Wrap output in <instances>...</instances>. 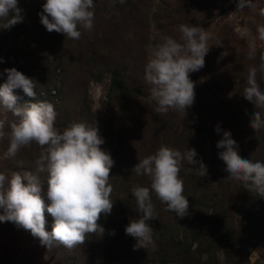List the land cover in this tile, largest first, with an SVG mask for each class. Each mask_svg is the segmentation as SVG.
Instances as JSON below:
<instances>
[{
	"label": "rangeland",
	"instance_id": "rangeland-1",
	"mask_svg": "<svg viewBox=\"0 0 264 264\" xmlns=\"http://www.w3.org/2000/svg\"><path fill=\"white\" fill-rule=\"evenodd\" d=\"M44 3L18 0L22 22L0 29V85L7 79L5 69L15 68L33 79L36 95L28 97L15 89L17 104L23 105L26 98L28 103L42 102L49 95L47 102L54 105L55 127L60 131L71 123L94 125L96 121L105 141L101 147L114 161L110 183L115 201L111 214L102 215L98 224L112 228L114 239L125 235L130 220L139 218L133 187H150V178L132 173V168L162 145L181 153L194 149V159L208 161L210 147L216 151L223 132L230 131L241 158L264 163V127L257 131L250 127L254 113L260 111L264 119V110L242 96L248 70L259 63V53L264 51L257 40V58L249 59L251 36L264 23L260 16L264 0H94V27L81 29L79 40L49 33L43 27L38 14ZM181 24L201 27L210 35L204 67L190 74L196 85L195 100L185 117L171 109L167 114L156 113L144 71L150 48L164 36L179 41ZM114 77L124 88L110 87ZM0 119L6 121L7 132L8 123L16 118L0 107ZM8 147L7 136L0 138V174L10 177L25 166L35 171L41 151L36 144L21 148L14 157L6 156ZM198 166L182 162L179 173L183 195L189 201L187 216L179 218L165 211L153 192L157 215L148 223L155 248H135L132 238L130 247L134 249L130 256L124 255V264H264V235L255 237L252 250L244 253L243 241H227L210 221L216 218L231 223L230 234L248 236L239 225L245 226L251 217L257 218L255 224L262 222L264 199L250 206L247 192L237 188L241 181L227 179L221 159L204 177L188 170ZM46 175L41 174L45 181ZM211 198L217 204L215 211L210 207ZM232 229L238 231L232 233ZM100 242L87 236L83 249L96 254ZM70 253L82 258L77 252ZM61 263L59 252L42 246L30 232L12 222H0V264Z\"/></svg>",
	"mask_w": 264,
	"mask_h": 264
},
{
	"label": "clouds",
	"instance_id": "clouds-1",
	"mask_svg": "<svg viewBox=\"0 0 264 264\" xmlns=\"http://www.w3.org/2000/svg\"><path fill=\"white\" fill-rule=\"evenodd\" d=\"M17 3L18 0H0V29L6 30L22 22V9ZM94 7V0H45L38 15L49 33L79 40L81 29L91 31L94 27ZM260 16L264 18V11ZM178 31L179 41L164 36L150 48L144 71L145 81L151 86L149 98L157 104L156 113L167 114L171 109L185 117L195 100L196 85L190 74L204 67L210 35L193 25L181 24ZM257 40L264 48V23L257 25L256 34L251 36L249 59L257 58ZM258 59L259 63L248 70L242 96L256 109L264 110V87L261 86L264 83V51L259 53ZM4 74L7 79L0 85V107L16 118L8 123L7 132L6 121L0 119V138L7 136L9 141L6 156L14 157L21 148L32 144L41 151L35 161V171H15L10 177L0 174V209L4 213L0 215V222L14 223L38 238L45 247L63 246L71 250L83 245L87 235L104 232L98 221L102 215L111 214L115 202L111 198L113 186L110 183L114 161L101 147L105 141L97 123L76 122L63 131L58 130L53 104L47 101L17 104L14 90L21 89L26 96L34 97L36 82L15 68L5 69ZM250 127L254 131L264 127L260 111L254 113ZM215 131L219 133L220 128ZM216 147L224 150L219 158L226 165L227 179L243 182L247 191L264 199V163L241 158L230 131L223 132ZM196 155L194 149L181 153L162 145L155 154L143 158L132 168V173L150 178V187L137 185L132 189L139 218L130 220L124 231L136 241L135 248H155L153 229L148 223L157 215L152 203L153 192L165 205V211L179 218L187 216L189 201L183 195L179 173L182 162H186L199 165L188 167L189 171L197 172L200 177L207 175L206 166L194 159ZM42 173L47 174L46 181L41 178ZM46 213L53 218L51 231L46 230Z\"/></svg>",
	"mask_w": 264,
	"mask_h": 264
},
{
	"label": "trees",
	"instance_id": "trees-1",
	"mask_svg": "<svg viewBox=\"0 0 264 264\" xmlns=\"http://www.w3.org/2000/svg\"><path fill=\"white\" fill-rule=\"evenodd\" d=\"M110 87H114L117 90H121L122 88H124V85L122 84V82L120 81L119 78H112L111 79V83H110ZM124 90V89H123ZM43 100L45 101H50V96L46 95V98H44ZM26 103H28V99L26 98ZM210 147V146H209ZM221 151L219 149L216 148V151H214L211 147H210V157L208 161H203V159H201L202 163L206 166L207 170H210V167L212 168H216L218 165V160H220L219 158V153ZM215 153L217 154V157L215 156ZM212 156V158H211ZM211 158V161H210ZM212 165V166H211ZM29 170V166L28 167H24L21 169V171H28ZM243 184L241 182L238 183L237 188H241L239 190H245V192H247V200L248 203L250 204V206H252L253 204H257V202L261 203V197L255 193V192H251V191H247L243 186ZM213 196V195H212ZM207 204V203H206ZM210 207L212 209V211L216 210L217 204L214 203V201L211 198V202H210ZM248 215V214H247ZM47 224H46V230L47 231H51L52 230V224H53V218L48 215L47 217ZM257 218H247L246 219V225L242 226L239 225L240 227H243L244 232H246L248 234V236H234L232 234H230L231 232L229 231V227L231 225V223H225V222H221L216 218H214V220H210L212 221V226H214V223L217 224V226L213 227L216 231H219L220 233H223V237L226 238L227 241H236L239 240L240 242L243 241L245 249H244V253L245 251H251L254 244H255V237L259 238L261 236L264 235V219L262 220V222L256 223ZM255 224V225H254ZM101 227L104 229V232L101 234L99 232H96L95 234H89L87 236H92L93 238H99L100 242V247L98 249V252L96 254H94V252L91 251H85L84 246L85 244L79 245L71 250H68L66 248H64L63 246H53L50 249L52 251H58L59 252V256H60V260L62 261L61 264H124V255L125 254H129L132 253L133 251V247H130V240L132 238H130L129 236H127L126 234H120L117 238L114 239V237L116 236V233L114 231H112L110 227L107 226H103L101 224ZM232 233H234L235 231H238L237 229H232ZM238 233V232H237ZM220 235V234H219ZM121 238V239H120ZM191 238H194L191 235ZM200 243V242H199ZM199 245V244H198ZM188 248V247H187ZM200 248V245L199 247ZM203 249V248H201ZM205 250V249H204ZM70 252H77L78 255H81L82 258H78L76 259L72 255V253ZM85 252V253H83ZM134 253V252H133ZM247 253V252H246ZM131 254L127 255L130 256ZM245 261V259H244Z\"/></svg>",
	"mask_w": 264,
	"mask_h": 264
}]
</instances>
